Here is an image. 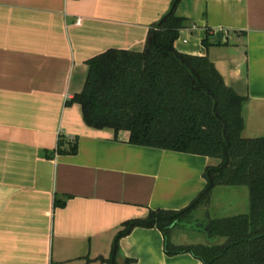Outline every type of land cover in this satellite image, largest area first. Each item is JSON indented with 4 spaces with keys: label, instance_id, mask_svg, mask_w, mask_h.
<instances>
[{
    "label": "crops",
    "instance_id": "1",
    "mask_svg": "<svg viewBox=\"0 0 264 264\" xmlns=\"http://www.w3.org/2000/svg\"><path fill=\"white\" fill-rule=\"evenodd\" d=\"M174 1L0 0V264H107L99 259L126 222L183 210L205 189L220 160L132 145L68 103L84 90L88 60L143 51ZM176 13L190 22L177 50L209 56L248 97L243 137H264V0H182ZM120 248L121 263L203 264L167 255L157 228H135Z\"/></svg>",
    "mask_w": 264,
    "mask_h": 264
},
{
    "label": "trees",
    "instance_id": "2",
    "mask_svg": "<svg viewBox=\"0 0 264 264\" xmlns=\"http://www.w3.org/2000/svg\"><path fill=\"white\" fill-rule=\"evenodd\" d=\"M170 12L149 31L143 51L109 49L87 61L84 90L68 103L82 107L91 128L129 133L132 145L220 160L204 173L205 189L185 209L151 211L147 218L124 224L111 255L99 260L121 263L120 241L135 228H157L169 256L191 254L203 264H264V137H243V108L248 97L227 85L209 56L181 53L176 42L190 22ZM209 46L207 41H204ZM77 153L76 144L71 150ZM247 187L249 211L202 223L211 241L221 244L176 245L177 229L196 223L219 188Z\"/></svg>",
    "mask_w": 264,
    "mask_h": 264
},
{
    "label": "rangeland",
    "instance_id": "3",
    "mask_svg": "<svg viewBox=\"0 0 264 264\" xmlns=\"http://www.w3.org/2000/svg\"><path fill=\"white\" fill-rule=\"evenodd\" d=\"M215 200L216 203L211 208H202L196 213V223H194L192 227L179 229L184 232L175 237H178L179 240L182 239V245H184V243L187 245V242L188 244L191 242L202 244L223 243L225 239L219 238L215 239V241H211L203 232H201L202 223L208 221L209 218L230 217L249 211L250 203L247 187L221 189L218 191ZM172 240H174V235Z\"/></svg>",
    "mask_w": 264,
    "mask_h": 264
},
{
    "label": "built area",
    "instance_id": "4",
    "mask_svg": "<svg viewBox=\"0 0 264 264\" xmlns=\"http://www.w3.org/2000/svg\"><path fill=\"white\" fill-rule=\"evenodd\" d=\"M80 23H81V19H78V20H77V24H80Z\"/></svg>",
    "mask_w": 264,
    "mask_h": 264
}]
</instances>
